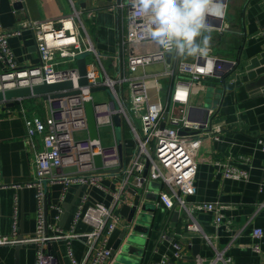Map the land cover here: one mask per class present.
Instances as JSON below:
<instances>
[{
    "label": "built area",
    "instance_id": "2783aa9c",
    "mask_svg": "<svg viewBox=\"0 0 264 264\" xmlns=\"http://www.w3.org/2000/svg\"><path fill=\"white\" fill-rule=\"evenodd\" d=\"M223 2L227 5V0ZM113 9L120 16L119 51L113 55L96 49L84 24L82 9L73 2L72 12L56 21L24 20L22 28L31 30L38 54V60L33 63H19L9 44V36L19 35L22 29L4 28L0 22V92L66 80L72 83L67 91H80L61 98L44 99L47 107L44 116L38 110L26 107L22 103L24 99H13L26 128L23 142L33 152V180L23 185L0 187L34 189L36 234L22 241L36 243L34 264H57L52 243L60 239L66 242L71 264H110L114 258L111 253L112 236L119 226H128L117 209L123 193L131 185L144 193L148 184L156 181L160 185L156 204L169 210L177 207L178 211H185L188 217L186 229L201 233L206 243L213 247L214 254L203 264H231L225 249L215 247L211 236L204 233L193 216L194 211L213 212L215 226L227 228L229 220H225L223 210L229 206L219 201L188 204L187 197L194 192L197 153L203 140H220L219 135L223 131V126L213 120L217 106H197L192 103V98L196 92L206 90L208 81L216 80L224 85L226 76L237 69L238 61L220 57L211 49L206 57L184 59L170 54L168 60V53L150 39H141L143 19L128 0H115ZM225 17L209 19L212 32H223ZM259 31L264 37V24ZM81 54L91 55L94 61L87 62L85 57L87 83L79 86L76 60ZM152 63H162L164 71L140 72ZM65 64L73 65L62 67ZM98 90H109L112 100L94 103L92 93ZM87 100H91L94 106L97 130L104 124L112 127V146L104 147L99 137L90 139L84 107ZM203 109L207 110L206 115ZM116 114L122 125L119 139L113 124ZM136 120L141 123L140 128ZM161 122H165L163 127ZM81 130H85L87 135L77 139L75 133ZM127 132L131 134L132 143L126 140ZM259 144L264 152V137H260ZM96 155L100 156L102 168L106 170L103 173L96 172ZM250 160L249 156L243 155L239 157V165L231 157L214 163L223 178L247 181ZM105 176L116 183L114 189L105 185ZM55 184L61 186V192L57 203L50 201L48 204L53 216L47 221L45 233L46 194ZM73 185L104 191L112 197V204L89 202V196L83 193L74 210L70 228L63 230L59 226L64 213L62 202L65 191ZM262 186L264 180L259 184L260 191ZM12 198L11 236L0 234V245H11L17 235L18 198L15 194ZM78 221H84L90 229L84 233L74 232L73 227ZM252 235L259 240L263 238L264 230L255 227ZM84 236L87 238L84 254L77 259L71 241ZM251 246L255 252H260L257 242ZM172 248L173 257L180 258L183 253L180 243L173 242ZM149 264L174 262L164 255Z\"/></svg>",
    "mask_w": 264,
    "mask_h": 264
},
{
    "label": "crops",
    "instance_id": "0c3cea01",
    "mask_svg": "<svg viewBox=\"0 0 264 264\" xmlns=\"http://www.w3.org/2000/svg\"><path fill=\"white\" fill-rule=\"evenodd\" d=\"M22 7L15 8L16 0H0V22L4 28L22 29L19 35L9 36V44L13 54L21 64L33 63L38 60L34 43V36L30 29L22 28L24 20L42 22L45 20H58L60 16L72 12V2L82 9V15L92 20L95 37H92L96 49L108 53L117 46L120 22L113 5L115 0H17ZM225 29L217 35L219 42L230 43L235 50L234 55L224 57L238 60V68L226 76L223 93L217 104L214 121L223 126L219 135L220 140L207 138L203 140L198 153V165L194 178V192L187 197L188 204L208 203L219 201L229 206L223 210L225 226L216 227L213 212L194 211L193 216L207 236H211L215 247L225 249L226 256L231 264H264V236L257 240L253 237L255 227L264 230V186L261 191L259 184L264 180V152L260 150L259 139L264 137V96L257 91L255 85L247 81L244 65L254 56L264 52V37L260 35L259 28L264 24V0H227ZM230 8V10H229ZM213 33V32H211ZM212 50V48L210 47ZM214 53V50H212ZM204 90L196 92L192 103L199 106L203 104ZM6 101L0 102V185L27 184L33 180V152L27 149L23 142L26 128H24L20 115L17 113V103L5 107ZM26 107L39 110L36 105L47 109L46 102L41 96L27 97L22 101ZM42 114V113H41ZM247 155L251 158L249 179L247 181L232 178H223L214 161L226 160L239 165V157ZM104 183L110 189L116 187L112 178L105 176ZM159 183L150 182L143 193L138 187L130 186L123 193V200L118 205L125 223L132 204L137 201L146 202L147 195L157 194ZM61 186L52 185L47 192L50 201L57 203ZM83 193L89 196V202H103L112 204V197L104 191L88 186L73 185L65 191L62 205L68 216L59 226L69 229L74 217V210ZM18 198L16 212L17 235L23 238L35 236L36 229V198L33 188L0 187V234L11 236L13 195ZM158 195V194H157ZM158 197V196H157ZM157 198L150 201L155 208L156 215L145 246L144 263L168 256L174 264H203L205 259L214 254V249L206 243L202 234L186 229L187 213L173 210L180 214L171 219V210L156 204ZM53 211L48 208V219L51 220ZM90 225L78 221L74 232L84 233ZM122 233V228L116 230L111 239V246ZM16 235V236H17ZM87 238L72 239L71 248L77 259L84 254ZM178 242L183 247L180 258L173 257L172 243ZM260 245V252H255L252 244ZM196 246L197 250L194 249ZM36 243H22L18 249L19 264H34L36 256ZM52 250L57 257V264H71L67 255L66 242L55 240ZM13 245H0V264H12ZM197 251V253H195ZM119 252V251H118ZM116 257V256H115ZM110 264H116V258Z\"/></svg>",
    "mask_w": 264,
    "mask_h": 264
},
{
    "label": "water",
    "instance_id": "95a60500",
    "mask_svg": "<svg viewBox=\"0 0 264 264\" xmlns=\"http://www.w3.org/2000/svg\"><path fill=\"white\" fill-rule=\"evenodd\" d=\"M16 8L22 7L20 1H17L13 4ZM119 16V14H118ZM120 18V16H119ZM86 54H81L77 57L76 64L77 69L79 71L80 78L78 80V85L86 84ZM170 54L167 55V59L169 60ZM238 64H239V57H238ZM237 64V66H238ZM236 66V67H237ZM246 70L247 81L250 84L256 86L257 91H260L261 94L264 96V52L258 54V56H254L248 60V63L244 65ZM238 68V67H237ZM72 87V83L69 80L62 81L60 83H44L42 85H34L32 87L26 88H15V89H7L4 92H0V102L6 101L4 106H12L13 99H26L27 97L31 96H41L43 99H56L61 98L65 95H72L78 94L79 90L74 91H67L69 88ZM96 90V89H93ZM223 93V89H222ZM84 107L86 111V121L88 124L89 136L90 139H97L98 138V130L97 125L95 124V116H94V106H92V101L87 100L84 102ZM204 110V114L206 115L207 110ZM162 127L164 126L165 122H161ZM113 124L115 129L122 128L120 124V118L116 114L113 117ZM118 138V137H117ZM119 139V138H118ZM119 151L121 152V144H119ZM96 172L103 173L106 170L102 168V160L100 156H94ZM108 171V170H107ZM109 172V171H108ZM146 172L143 174L145 175ZM157 194L154 193L150 198L147 195V199L150 201H154L157 198ZM47 200L44 209L45 215V233L47 232L46 226L48 221V204L50 203V197L48 193L46 194ZM150 201L140 202L137 201L136 203L132 204L129 210L128 217L126 218L127 227L122 228V233L119 235L117 240L111 246V253L113 257L116 258V264H149V262L144 263V255H145V246L147 244V237L150 233L151 226L154 223V217L156 215V210ZM174 209V208H173ZM171 210L170 216L171 219H175L180 213L175 210ZM62 220L60 224L63 223L65 218L68 216L67 211L62 214ZM23 236L19 234L15 237V241L12 242L13 245V262L12 264H19V247L22 243H30V242H23ZM197 247L194 246V249ZM197 250V249H196ZM119 251V252H118ZM197 253V251H195Z\"/></svg>",
    "mask_w": 264,
    "mask_h": 264
},
{
    "label": "clouds",
    "instance_id": "9594fccd",
    "mask_svg": "<svg viewBox=\"0 0 264 264\" xmlns=\"http://www.w3.org/2000/svg\"><path fill=\"white\" fill-rule=\"evenodd\" d=\"M143 19L141 39H150L179 58L206 57L210 50V18H223V0H128Z\"/></svg>",
    "mask_w": 264,
    "mask_h": 264
},
{
    "label": "rangeland",
    "instance_id": "374dc122",
    "mask_svg": "<svg viewBox=\"0 0 264 264\" xmlns=\"http://www.w3.org/2000/svg\"><path fill=\"white\" fill-rule=\"evenodd\" d=\"M230 10V8H229ZM83 17V21L85 26L87 27V31L89 33V35L92 37H95V31H94V27L91 26L92 24V20L88 19L86 15H82ZM217 32H213L211 33V42H210V47L212 48V50H214V54L216 55H220V56H226V57H230L232 55H234L235 50L232 48L230 43L227 42H219V40L221 41L222 39H218L217 35L215 37L212 36V34H215ZM101 53L102 51L99 50ZM119 51V47L118 45L115 46L114 49H110V51L108 52L110 55H113L115 53H117ZM218 55V56H219ZM87 56V62H93L94 58L91 55L86 54ZM73 64H65L62 65V67H68V66H72ZM153 71H157V72H162L164 71V66L162 63H152L150 66H146L143 69H140L141 73H148L150 74ZM206 90L204 92V100H203V104L205 107H216L218 104V101L221 97L222 94V89H223V85L221 83H219L216 80H211L208 81L206 83ZM92 98H93V102L94 103H98V102H109L110 100H112V94L109 90H98L96 92L92 93ZM36 108L40 109L41 111V115H45L47 112V109L43 108V106L41 107V105H36ZM39 111V110H38ZM136 123L138 124V127H141V123L139 122V120H136ZM115 134H116V138H120L122 135V128L120 129H115ZM87 135L85 130H81V132H76L75 133V137L77 139H81V138H85ZM98 137L100 139V142H102L104 147H110L114 144L113 142V129L110 125L104 124V125H100L98 128ZM126 140L129 141L130 143H132L131 141V134L129 132L126 133ZM130 151V149H129ZM198 159V157H197Z\"/></svg>",
    "mask_w": 264,
    "mask_h": 264
}]
</instances>
